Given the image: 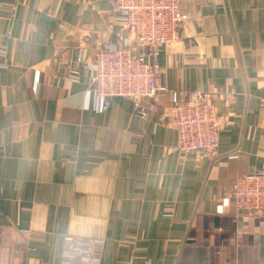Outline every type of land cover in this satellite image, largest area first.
<instances>
[{
  "label": "crops",
  "instance_id": "crops-1",
  "mask_svg": "<svg viewBox=\"0 0 264 264\" xmlns=\"http://www.w3.org/2000/svg\"><path fill=\"white\" fill-rule=\"evenodd\" d=\"M180 11L142 117L93 91L101 49L139 53L111 0H0V264H65L67 235L97 241L98 264H264V212L230 196L264 170V0ZM176 90L216 94L212 158L177 149Z\"/></svg>",
  "mask_w": 264,
  "mask_h": 264
},
{
  "label": "built area",
  "instance_id": "built-area-1",
  "mask_svg": "<svg viewBox=\"0 0 264 264\" xmlns=\"http://www.w3.org/2000/svg\"><path fill=\"white\" fill-rule=\"evenodd\" d=\"M121 13L124 26L135 35L139 53L128 47L106 46L90 64L94 93L106 107L111 97H130L137 101V113L146 112L138 101L152 100L166 89L161 86L158 55L161 47L178 39L181 23L180 0H111ZM216 94L210 91L176 90L171 95L167 117L177 132V149L186 154L213 157L219 143L220 118L215 109ZM232 96L225 97V100ZM238 211L250 216L264 212V170L240 175L230 189ZM65 264H98L99 243L67 235Z\"/></svg>",
  "mask_w": 264,
  "mask_h": 264
}]
</instances>
